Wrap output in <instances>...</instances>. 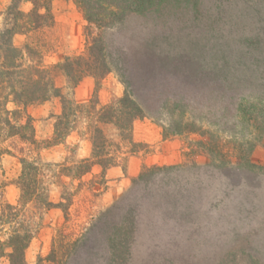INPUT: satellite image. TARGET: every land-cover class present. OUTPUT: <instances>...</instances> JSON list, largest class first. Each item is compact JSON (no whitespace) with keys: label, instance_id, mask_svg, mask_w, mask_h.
I'll return each instance as SVG.
<instances>
[{"label":"rangeland","instance_id":"rangeland-1","mask_svg":"<svg viewBox=\"0 0 264 264\" xmlns=\"http://www.w3.org/2000/svg\"><path fill=\"white\" fill-rule=\"evenodd\" d=\"M52 14L14 44H45L48 66L106 59L110 71L84 76L73 99L101 108L133 94L143 112L132 143L103 125L116 162L79 174L93 159L84 119L55 144L61 99L26 108L38 146L0 137V264L27 227L23 264H264V0H53ZM23 159L46 168L26 204Z\"/></svg>","mask_w":264,"mask_h":264},{"label":"trees","instance_id":"trees-1","mask_svg":"<svg viewBox=\"0 0 264 264\" xmlns=\"http://www.w3.org/2000/svg\"><path fill=\"white\" fill-rule=\"evenodd\" d=\"M53 0H12L4 12L3 24L0 26V137L6 134L8 137L20 136L21 142L28 143V150L38 146L35 138L33 118L27 113L26 108L35 103H42L52 98L59 97L62 101V113L56 116L54 124L55 144L61 143L76 128L81 119H84L86 128L93 143L92 161L88 160L82 164L75 165L79 174L90 170L91 164L98 163L103 168H108L116 162V156L106 152L107 148L114 147L115 141L109 140L112 133H107L103 125H108L117 130L116 133L125 132L129 137L132 133L133 121L142 114V109L132 100L133 94L119 98L112 104L97 108L90 100L78 103L73 99V91L88 73L104 74L110 71V66L93 54L90 57H80L68 60L66 65L56 64L48 66L43 64V48L45 44L27 42L24 47H17L13 37L17 33H37L44 26L51 24ZM30 2L32 4L28 11L21 8V4ZM91 20V19H90ZM92 53V52H91ZM61 68V69H60ZM123 71V67L120 68ZM62 71L66 78L64 85H58L59 72ZM67 91L66 93H64ZM13 104V109L8 107ZM5 114V118L2 117ZM12 115V116H11ZM23 117L27 121L22 123ZM261 123L264 125V115ZM109 127V129H110ZM8 128V129H7ZM264 129V128H263ZM28 130V131H27ZM4 139H0L3 142ZM132 143V138L129 140ZM50 142L46 146H49ZM118 147V144H117ZM21 149V148H20ZM23 151H26L22 148ZM131 150L134 151L132 148ZM9 152L5 148L0 153ZM90 161V162H89ZM22 174L17 182L21 189V203L26 204L33 198L41 197L44 193L45 166L36 162L23 159ZM42 177H39L41 176ZM46 189V188H45ZM42 190V191H40ZM42 199V198H41ZM39 200V199H38ZM43 201V202H42ZM43 205H50V201L42 199ZM45 201V202H44ZM13 209V206H8ZM2 216L11 217L10 213ZM34 231L25 228L22 234L16 232L11 236L9 245L13 251L11 263L17 264L15 257L19 255V264H23L24 252L27 248Z\"/></svg>","mask_w":264,"mask_h":264}]
</instances>
